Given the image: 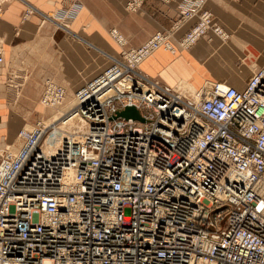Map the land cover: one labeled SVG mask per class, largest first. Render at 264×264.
<instances>
[{"label": "built area", "instance_id": "built-area-1", "mask_svg": "<svg viewBox=\"0 0 264 264\" xmlns=\"http://www.w3.org/2000/svg\"><path fill=\"white\" fill-rule=\"evenodd\" d=\"M207 1L179 4L178 22L197 19L184 50L229 37ZM178 26L129 50L112 30L120 57L58 121L22 129L15 156L0 153V264H264V65L244 90L214 82L189 98L140 69L177 52ZM65 100L47 81L41 105ZM128 108L141 118L118 116ZM73 118L84 133L62 129Z\"/></svg>", "mask_w": 264, "mask_h": 264}, {"label": "crops", "instance_id": "crops-1", "mask_svg": "<svg viewBox=\"0 0 264 264\" xmlns=\"http://www.w3.org/2000/svg\"><path fill=\"white\" fill-rule=\"evenodd\" d=\"M133 1L11 0L4 6L0 144L13 143L26 123L46 120L50 113L39 101L47 80L64 86L74 98L111 66L112 57H120L122 48L111 36L114 29L125 37L129 50L179 25L173 39L177 52L160 49L141 65L146 75L170 87L186 81L198 88L211 80L244 90L253 68L264 65V0H208L206 8L213 13L214 24L221 25L230 39L223 41L210 31L190 50L178 41L197 19L178 22L183 0H143L134 11L129 7ZM246 55L243 69H236L234 59ZM12 82L18 88L15 98Z\"/></svg>", "mask_w": 264, "mask_h": 264}, {"label": "rangeland", "instance_id": "rangeland-1", "mask_svg": "<svg viewBox=\"0 0 264 264\" xmlns=\"http://www.w3.org/2000/svg\"><path fill=\"white\" fill-rule=\"evenodd\" d=\"M55 21L58 23V24H61V22H59L57 19H55ZM61 25H63V24H61ZM66 25H69L68 23L66 24ZM220 27H222L221 25H219ZM67 28V27H66ZM223 28V27H222ZM224 29V28H223ZM225 30V29H224ZM228 34V33H227ZM228 38L226 39V40H224V39H222L223 41H228L229 39H230V35L228 34ZM201 40V39H200ZM199 40V41H200ZM198 41V42H199ZM197 42V43H198ZM196 43V44H197ZM195 44V45H196ZM194 46H192L190 49H192ZM190 49H188V50H190ZM1 51V50H0ZM248 56L246 55V56H243V57H237V58H235L234 59V61H233V65L236 67V69H243V67L245 66V63L248 61V58H247ZM255 68H257V67H254L253 68V70H252V72L255 70ZM140 69H141V66H140ZM15 76V75H14ZM237 77H238V75H236ZM236 77V78H237ZM235 78V79H236ZM239 78V77H238ZM47 81H52V80H47ZM46 81V82H47ZM46 82H45V86H46ZM54 82V81H53ZM181 82H184V85H186L185 86V90H186V93H183L184 95H186L187 97H189V98H193V97H195V94H197L200 90H203V88L205 87V86H207L208 87V85H210L211 83H214V81H211V80H206V81H204L203 83H202V85L200 86V87H195L193 84H191V83H189V82H186V81H181ZM181 82H179L177 85H175L174 87L176 88V87H179V84L181 85ZM55 83V82H54ZM215 83H217V82H215ZM220 83H224V82H220ZM57 84V83H56ZM62 86V85H61ZM64 87V86H63ZM65 88V87H64ZM66 89V88H65ZM188 91V92H187ZM194 91V94L193 93H190V92H193ZM17 94H18V88H17V85H15V83L14 82H12V87H11V95H12V97H17ZM40 100H41V98H40ZM39 103H40V101H39ZM40 105H41V103H40ZM75 105V102H74V98H73V95L72 96H70L68 93H67V90H66V100H65V104H63L62 106H60V107H57V108H55V109H47V107H44L43 105H41L44 109H46V110H48L49 111V115H47V118H46V120H44L43 121V123H45L46 125H50L51 123H54V122H56V121H58L65 113H68L72 108H73V106ZM74 122H75V120H74ZM72 123V125L73 124H75V123ZM34 126V124H30V123H26V125L22 128V129H30L31 127H33ZM53 135H51L50 137H52ZM18 137V136H17ZM19 144V142L17 141V138H16V140L13 142V143H11V144H0V150H8V148L10 147V146H16V145H18ZM20 145V144H19ZM12 151H13V149H12ZM16 151H17V149H16ZM17 153V152H16ZM6 155H7V157H8V152H6Z\"/></svg>", "mask_w": 264, "mask_h": 264}, {"label": "bare ground", "instance_id": "bare-ground-1", "mask_svg": "<svg viewBox=\"0 0 264 264\" xmlns=\"http://www.w3.org/2000/svg\"><path fill=\"white\" fill-rule=\"evenodd\" d=\"M218 84H220V83H218ZM220 85L222 86V88L228 87V85H225V84H220ZM185 86L186 85H184V82H181V85L179 84V87H176V88H177L178 91H180L183 94V93H186ZM209 87H210V85H208V87L205 86L203 88V90L208 91ZM190 93L194 94V91L190 92ZM198 97H199V92L197 94H195V97H193V99H198ZM65 114H67V113H65ZM74 120H75V122H74ZM73 122L75 124L72 125ZM51 124H53V123H51ZM46 126H49V125H46ZM62 129H64L66 132H69V133L82 134L86 130V125L80 118H73V119L67 121L66 124L62 126ZM60 136L64 137L65 133L64 132H60ZM66 136H67V134H66ZM54 139H55V137H54V134H53V136L50 137V139L46 142V147L47 148H57L56 144L53 141ZM17 141L19 142L20 145L18 144V145L13 146V147L10 146L8 148V150H6V149L5 150H0V153L6 155V152H8V157L15 156L19 152L20 147H21V140L18 137H17ZM12 149H13V151H12ZM16 149H17V151H16Z\"/></svg>", "mask_w": 264, "mask_h": 264}, {"label": "water", "instance_id": "water-1", "mask_svg": "<svg viewBox=\"0 0 264 264\" xmlns=\"http://www.w3.org/2000/svg\"><path fill=\"white\" fill-rule=\"evenodd\" d=\"M118 116L135 119L141 118L139 112L135 108H128L126 111L120 113Z\"/></svg>", "mask_w": 264, "mask_h": 264}]
</instances>
